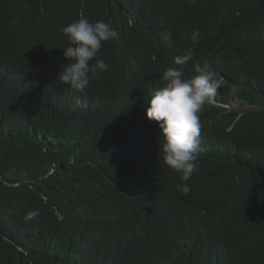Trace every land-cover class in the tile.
Returning a JSON list of instances; mask_svg holds the SVG:
<instances>
[{
    "label": "trees",
    "instance_id": "1",
    "mask_svg": "<svg viewBox=\"0 0 264 264\" xmlns=\"http://www.w3.org/2000/svg\"><path fill=\"white\" fill-rule=\"evenodd\" d=\"M81 17L117 33L83 93L58 76ZM189 51L219 88L182 195L146 110ZM0 264H264V0H0Z\"/></svg>",
    "mask_w": 264,
    "mask_h": 264
},
{
    "label": "clouds",
    "instance_id": "2",
    "mask_svg": "<svg viewBox=\"0 0 264 264\" xmlns=\"http://www.w3.org/2000/svg\"><path fill=\"white\" fill-rule=\"evenodd\" d=\"M62 35L67 38L63 57L68 63L59 72V79L70 89L83 93L92 81L100 78V73L109 70V64L97 57L104 44L116 38L117 33L108 22H90L87 17H81L65 26ZM190 38L194 45L199 44L202 39L199 29H193ZM190 62L195 74L185 78V67ZM173 65L162 75L165 86L151 96L146 118L156 122L160 129L159 156L162 154L164 166L180 173L185 183L176 187L182 195H187L191 189L186 182L199 170L197 162L202 151L199 113L216 94L219 80L208 64L196 60L192 51L175 57ZM37 215L31 211L25 218L33 219Z\"/></svg>",
    "mask_w": 264,
    "mask_h": 264
},
{
    "label": "rangeland",
    "instance_id": "3",
    "mask_svg": "<svg viewBox=\"0 0 264 264\" xmlns=\"http://www.w3.org/2000/svg\"><path fill=\"white\" fill-rule=\"evenodd\" d=\"M233 105H234V106H236V104H233ZM241 110H243V111H244V110H248V109H246V108H245V109H241Z\"/></svg>",
    "mask_w": 264,
    "mask_h": 264
}]
</instances>
